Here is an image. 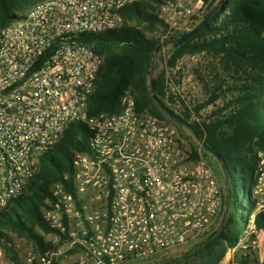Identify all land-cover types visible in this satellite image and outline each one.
Listing matches in <instances>:
<instances>
[{"label":"built area","instance_id":"1","mask_svg":"<svg viewBox=\"0 0 264 264\" xmlns=\"http://www.w3.org/2000/svg\"><path fill=\"white\" fill-rule=\"evenodd\" d=\"M140 0H37L0 27V212L27 191L41 157L73 121L90 131L72 173L50 186L41 212L45 251L0 237V264H137L193 243L225 216L223 191L204 158L192 160L177 128L135 110L128 90L117 113L89 117L103 56L78 37L119 28L120 10ZM204 0H165L162 39L188 29ZM250 189L253 208L227 264H264V148ZM237 254V255H236ZM12 256L13 258L9 257Z\"/></svg>","mask_w":264,"mask_h":264},{"label":"trees","instance_id":"2","mask_svg":"<svg viewBox=\"0 0 264 264\" xmlns=\"http://www.w3.org/2000/svg\"><path fill=\"white\" fill-rule=\"evenodd\" d=\"M32 1L0 0V27L22 18ZM164 1L140 0L126 5L120 10L123 25L119 28L79 35L80 42L103 56L87 113L94 117L119 112L121 98L128 90L137 112L183 125L153 99L154 80L157 95L194 125L207 148L190 143L189 158H204L225 180L227 210L216 230L191 244L180 257L161 264H220L245 227L237 213L238 205L245 218L253 208L250 189L257 152L264 148V0H204L202 15L188 29L162 39L164 25L157 12ZM209 14L197 34L174 46L179 37ZM162 42L171 43V47L167 51L160 47L157 56L155 50ZM189 62L201 85L200 98L192 99L180 89L181 85L176 87L183 77L182 64ZM89 136L84 122L68 125L60 141L41 157L27 191L14 199V206L0 212V237L13 231L33 242L36 251L51 247L45 240L50 228L42 221L41 212L50 197L51 184L65 173L71 175L74 153L89 151ZM255 221L264 229V212ZM240 261L249 264L247 259Z\"/></svg>","mask_w":264,"mask_h":264},{"label":"rangeland","instance_id":"3","mask_svg":"<svg viewBox=\"0 0 264 264\" xmlns=\"http://www.w3.org/2000/svg\"><path fill=\"white\" fill-rule=\"evenodd\" d=\"M36 1L37 0H33L26 7V9L24 10L23 13H25L32 6V4ZM121 25H123V20H122ZM170 47H171V43H166V45L163 46L162 48H164L165 51H167V49ZM156 54L158 56L159 53L157 52ZM192 65L193 64H191L190 62L187 65L182 64L181 69L183 70V75H182L183 77L181 78L180 83H178L176 87L179 88L181 85L180 89H182L185 92L186 96H189L190 98L194 99V98H200L202 96V94H201V85H200L198 79L196 77H194L193 73L191 72ZM263 91H264V81H263ZM263 98H264V93H263ZM171 124H173L177 128L179 135L181 136V138L184 139L185 146L189 150H190V143H197V144L200 143V140L197 139V137L193 134V132L189 128H187L185 125H177L173 122H171ZM218 178H219V183L221 184L222 191H223V199H224L223 202H224L225 210H227L225 200L227 199L226 197L228 195V192H227L228 189H227V186L225 185V180L222 177H220V175H218ZM236 178H238V187L240 188L241 178H240V172L239 171L236 172ZM240 195H242V194H240ZM14 205H15L14 200L9 201L8 206H14ZM237 213H238V216H240L241 218H245L246 214L242 213V210L239 207V205H238ZM7 234L13 240H15V242H18V244L21 246L22 249H31L32 248L33 250H35V244L33 242L27 240V238H25L24 236H21V235L17 234L16 232H13V231H8ZM202 238H199V240H201ZM199 240H197V241H199ZM193 243H195V242H193ZM190 246H191V243L185 244L184 246L179 247L178 249L173 250L169 253H166L162 256L150 258L146 261H143V262H140L137 264H161L164 260L166 261V260L171 259V258L180 257L184 252H186L188 250V248H190ZM234 258H235V260L240 261L241 256L237 255V256H234ZM227 261H229V257L226 253V255L223 258V260L221 261V263H226ZM181 264H189V263H186L184 261Z\"/></svg>","mask_w":264,"mask_h":264},{"label":"water","instance_id":"4","mask_svg":"<svg viewBox=\"0 0 264 264\" xmlns=\"http://www.w3.org/2000/svg\"><path fill=\"white\" fill-rule=\"evenodd\" d=\"M210 17V14L205 17L195 28H192L190 30H188L186 33H184L181 37H179L175 42H174V46H178L182 43H184L186 40H188L190 37L194 36L195 34H197L203 27L204 25L207 23L208 19ZM166 43L162 42L161 44H159L155 50V52L157 53L158 50L160 49V47L165 46ZM151 71H153V68L151 69ZM151 88L153 91V99L158 103L160 109L162 111H164L168 116L177 119L178 121H180L183 125H185L187 128H189L193 134L197 137V139L200 140V144L201 146H204L207 148L206 143L204 140L200 139L194 125L189 122L188 120H186L183 116H181L180 114H178L173 108H171L168 104H166L155 92V86H154V80L151 81ZM215 157L217 159H219V155L215 154Z\"/></svg>","mask_w":264,"mask_h":264},{"label":"crops","instance_id":"5","mask_svg":"<svg viewBox=\"0 0 264 264\" xmlns=\"http://www.w3.org/2000/svg\"><path fill=\"white\" fill-rule=\"evenodd\" d=\"M221 264H227V262L226 263H221Z\"/></svg>","mask_w":264,"mask_h":264}]
</instances>
